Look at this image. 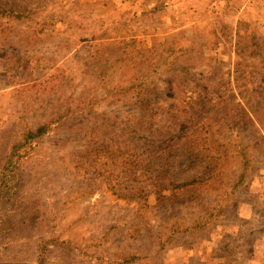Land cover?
Masks as SVG:
<instances>
[{"label":"rangeland","instance_id":"rangeland-1","mask_svg":"<svg viewBox=\"0 0 264 264\" xmlns=\"http://www.w3.org/2000/svg\"><path fill=\"white\" fill-rule=\"evenodd\" d=\"M50 1L24 0L39 13L35 21L16 24L14 31L5 28L10 22L0 20V166L14 136L53 119L69 104L71 93L83 92L88 102L96 91L100 94L101 85L120 82L122 74L128 76L125 82L137 76L136 82L146 87L163 86L159 70L175 57L179 90H195L179 95V104L191 109H178L182 123L172 127L173 136H191L199 144L212 137L213 148L225 144L218 148L220 175L186 191L154 194L149 206L145 199H131L133 188L149 187L143 170L148 145L153 153H165L152 143L165 142L161 137L168 136L172 118L162 114L160 135H153L133 124L126 101L134 93L116 102L106 92V102L95 103L86 116L51 124L44 137L24 149L28 156L15 170L18 190L0 207V264H37L42 247L46 264H264V113L257 120L262 130L255 125L253 130L242 111L249 96L243 90L254 86L263 89L264 105V49L257 46L264 42V0H170L174 3L168 9L144 12L120 31L121 38L133 36L135 42L126 52L134 47L143 51L134 56L140 63L134 72L121 74L112 67L115 58L109 62L104 56L106 42L94 38L113 37V29L122 25L114 22L137 11L141 0H93V11L85 5L70 12L74 30L65 21L56 24L55 38L50 25L41 24ZM151 1L163 0L146 3ZM55 2L71 6L73 0ZM36 28L43 30L39 36ZM220 28L227 43L223 38L202 50L209 29ZM237 42L248 55L241 59L242 68L248 65L255 74L236 72L230 44ZM204 58L216 74L196 83L191 70L201 67ZM217 82L222 100L195 94ZM188 94L192 104L183 101ZM132 130L145 137H137L136 152L143 159L136 167L131 164ZM251 135L256 142L245 171L239 151ZM119 145L125 152L116 154Z\"/></svg>","mask_w":264,"mask_h":264},{"label":"trees","instance_id":"trees-1","mask_svg":"<svg viewBox=\"0 0 264 264\" xmlns=\"http://www.w3.org/2000/svg\"><path fill=\"white\" fill-rule=\"evenodd\" d=\"M26 1H34L35 4L36 2L39 4L42 3L38 2L39 0ZM91 1L93 2V0H73V2L70 4L71 6H67L64 3L57 4L55 0H52L47 4L49 13L45 16L42 15L43 21L41 22V24L48 26L50 25V27L52 28L51 33L54 38L56 37V35H58L55 26L59 22L65 21L69 28L74 30L75 22L70 20V12L72 11L73 13H76L75 11H79L81 7L85 5H87V7H89L91 11H93L94 4H92ZM12 2L13 4H11ZM139 2L137 4V11L130 14L126 13L125 15L127 18L122 20V22L120 20L114 22V26L121 24L122 25L113 29V31L116 33L113 35V37L106 35L102 38H94V40L98 41L99 43L101 41L106 42L105 46L107 47L109 52L104 56L105 58L107 57V61L109 62H111V60L115 58L112 67H118L120 74L121 72L133 73L136 66L140 64L138 63L137 58H135L134 56H137L140 52H143L137 51L135 47L132 51L126 52L129 44L131 42L135 44V42L132 39L133 36H128L130 39L121 38L122 34L120 31H123L124 29L122 27L129 24V20L133 22L136 18L139 19V16H141L144 12H160L163 9H168V7L174 3L170 0H163L162 2L160 1L158 3L151 1L149 2V4L146 3V0H141V2ZM69 8L70 10H67ZM38 13L39 11H37L36 9L29 8L24 0H0V20L6 19L8 22H10L5 26V28H9L12 31L17 29L16 24H19V22H23L27 19H31L30 21H35V19L33 18L35 16H38ZM42 31L43 30L36 28V36H39ZM216 33H218V36L215 35ZM208 37L209 39L200 45L202 50L207 49L211 44L218 42L223 38H225L226 44L228 39L226 38L228 36H226L223 28L209 29ZM53 42L56 44V40H54ZM238 45V42L236 44H230L231 57L233 58V61H238L237 63H234L235 67L238 68L236 72H244L247 74L252 73L250 72L251 68H249L248 65L242 68L240 63L242 61L241 59L247 58L248 55L244 54L245 51H243L240 45ZM257 46L259 47V49H264V42H258ZM122 47L124 48V50H122ZM225 48L227 49L226 46ZM15 49L18 50V48ZM99 54L101 61L106 64L104 60L105 58H103L101 51L99 52ZM159 55L161 58V54ZM202 61L203 63L201 67H199L195 72H193V69L191 70V78L194 79L196 83H198L199 81H203V79H207L208 76L216 74V69L211 65L210 60H206L204 58ZM95 62L97 64L99 63V61ZM178 67L181 69L180 66ZM161 68L162 69L159 71L162 72L158 74H161L162 76L163 86L154 85L153 87H146V85H142V83L136 82L137 76H132L133 78L129 77L125 82L122 80H124L125 77L128 76H126V74H122L123 79L120 80V82H114L110 87L105 84H103V86L101 85L100 94L96 91L94 95H92L88 100V102H86L87 98H85V94L83 92L80 93L79 96L71 93V95L68 97V102L70 101L69 104H67L64 110H61L60 112L55 114L53 119L48 122L42 123L37 128H30L27 131H24L19 136H14L12 142L10 143L11 150L7 154V161L4 162L2 166H0L2 174L0 175V207L3 206L5 202H10V200L14 196V193H16L18 190L17 188L19 185V175L15 170H18V168L20 167V161L28 156V153H26L27 151H24V149H26L28 146H31L34 141H37L40 138L44 137L51 129V124L63 123L68 117L82 118L86 116L89 108H91V110L93 111V106L95 105V103L100 104L102 102H106L103 99L107 97L108 92L111 94V97H113V101L116 102L121 99H118L117 97L134 93L133 99H131L130 94L129 99L126 101L131 106L130 113H132L131 115L133 118V124L134 126L141 124V126L144 127L145 130L149 131L153 135H160L158 134L161 131L159 122L162 114L170 115L172 118L170 120L171 124L169 125V132L166 133L168 134V136L161 137V139L165 142L155 141L152 143L154 146H158V152L165 151V153L161 152L159 155L157 153H153L152 149L154 147L151 145L149 146L146 142L148 145L149 154L146 158L147 162H144L143 170L146 171L144 172V175H146L149 181V187L145 184H140L138 187L133 188L130 195L131 199H145L146 204L149 206V198L154 194L168 195L172 192H180L182 190L186 191L198 184H203L206 181L211 180L212 178H218L220 175V160L222 156V153L220 151L221 149H223V146L225 147V144L221 143L217 148H213L214 146L210 147V143L213 141L212 137L204 138L202 140V143L199 144L200 141L191 136H187L186 139L177 137L175 138V135L173 136L172 127L182 123V121H180L181 116L178 114V109L183 108L188 109L189 111L191 109L182 107V105L179 104V95H181V92L184 93L186 89H189L190 91L195 89H191V87L188 86L184 87L182 90H179L180 84H176L178 79V77L176 76L178 68L175 65V57H173V62L171 64H165V66ZM253 70L254 71L252 74H255L257 70ZM147 74L148 71L144 72L143 76H146ZM94 78L95 77H93V80ZM217 84L218 85H216L212 89L204 86L202 90H198L199 92L196 91L195 94L207 100L212 94L215 96L218 95L219 100H222L223 94L222 92H219L218 89L220 86V82H217ZM69 87L73 89L72 85ZM243 91L249 94V96H247L248 98L245 104V108L243 107L244 109L242 110L244 117L250 121L253 130L254 128H257L254 127V125L258 126V128L262 130V122L259 123L257 122V120L259 121V119H262V115L264 113V105H262L261 101V94L263 89L261 88V86H254L251 91L247 89ZM237 96H239V94L236 95V97ZM156 97L162 98L163 101L167 100L169 102H156ZM183 101L185 102V104H192L193 97L188 94L185 97V100L183 99ZM109 103L114 104V102L111 101ZM241 105L243 104L241 103ZM261 105L263 109L261 108ZM214 107H217V105H215ZM209 111L210 110H208V112ZM97 112L98 111H95V114H97ZM151 124H153V126ZM131 135L134 138L132 142L133 144H135L134 152L131 156V164L136 167L139 164V159H143L142 156H139V154L136 152L137 137L139 139H144L145 137L136 135V130H132ZM150 139L154 140V138ZM247 140L249 141V146L247 145L239 151L240 156L242 157L241 163L243 162L242 164L244 165L245 171L249 168V166H251L250 148H252L254 142H256L255 137L253 138L252 135L249 136ZM206 145L208 146V148H206ZM101 147H105V144L99 146V148ZM219 147H221V149H218ZM113 151L117 154L120 152H125V149L119 145ZM117 158H120V156H118ZM4 174H6L7 176ZM11 175H13V177H11ZM9 176L12 180H14L13 182L7 180ZM5 195H7L6 200H4ZM44 251L45 247H42L37 264H46Z\"/></svg>","mask_w":264,"mask_h":264}]
</instances>
